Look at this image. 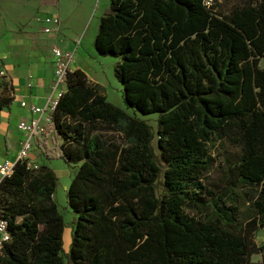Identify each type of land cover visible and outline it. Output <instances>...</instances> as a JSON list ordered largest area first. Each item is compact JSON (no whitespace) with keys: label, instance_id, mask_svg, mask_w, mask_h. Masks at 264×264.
<instances>
[{"label":"trees","instance_id":"obj_1","mask_svg":"<svg viewBox=\"0 0 264 264\" xmlns=\"http://www.w3.org/2000/svg\"><path fill=\"white\" fill-rule=\"evenodd\" d=\"M206 1H111L96 52L120 60L127 105L159 114L157 132L72 72L51 115L54 147L43 150L77 168L71 251L57 173L19 163L0 185V220L11 235L0 264H264L255 242L264 230V0L227 10ZM5 90L0 110L13 100ZM217 143L236 152L228 153V185L215 194L205 179ZM238 198L251 221L241 219Z\"/></svg>","mask_w":264,"mask_h":264},{"label":"crops","instance_id":"obj_2","mask_svg":"<svg viewBox=\"0 0 264 264\" xmlns=\"http://www.w3.org/2000/svg\"><path fill=\"white\" fill-rule=\"evenodd\" d=\"M109 1L90 36V39L94 37V45L101 19L109 13L112 0ZM95 6L96 0H0V67L8 73V78L0 81V92L2 97H9L5 90L7 84L13 97L9 107L0 110V164L17 159L24 139L19 130L20 123L39 117L32 107H45L52 97L55 48L74 54L72 72L81 70L91 82L105 88L96 65L86 62L80 53L93 21L82 41L77 43L91 21ZM53 16L60 18L59 26L46 23V19ZM45 28L53 31L47 34ZM92 59L95 62L96 57L92 56ZM105 95L110 100L106 90ZM23 103L27 105L23 106ZM51 143L48 141L45 145L53 148ZM45 145L41 151L33 153L40 166L44 164ZM63 175L69 176L70 173L64 171Z\"/></svg>","mask_w":264,"mask_h":264},{"label":"rangeland","instance_id":"obj_3","mask_svg":"<svg viewBox=\"0 0 264 264\" xmlns=\"http://www.w3.org/2000/svg\"><path fill=\"white\" fill-rule=\"evenodd\" d=\"M242 1L243 0H220V3L222 4V8L227 10V9H231L233 6H235L236 4ZM108 4H110L109 0H96V6L91 15V21L81 32L77 40V43H80L82 41L84 34L86 33L90 24L93 21L91 28L88 30L87 36L83 41V47L80 49V53H82L81 56L89 64L96 65V69L98 70L100 76L99 78H101V80L103 81L104 86L106 88L104 89L106 90L108 97L110 99L109 101L113 103L115 106L120 107L123 110L127 111L130 115L146 121L149 125L153 127L154 131L157 132L158 120L160 118V115L154 114L150 116H144L127 105L124 99L123 86L116 77V68L120 60L114 57L98 56V54H96L97 52L94 45V37L90 39V36L94 31V27L98 22L101 13ZM109 6H110L109 12H111V5ZM92 56L96 57L95 60L96 63L93 61ZM262 67H264V61L262 62ZM13 129H16V127H14ZM51 141L53 143V144L51 143L52 146H54V139L52 138ZM154 144L157 145V139L155 140ZM232 152H236V150H234L228 144L219 145V143H217L216 147L212 149V157L215 161V164L212 170L210 171V173L207 174L205 183L207 184L210 190L215 192V194L224 191L228 185L230 177L227 168V164H228L227 158H228V153H232ZM45 165L52 167L59 177V185L57 192L55 194V200L58 205L59 211L65 218L66 230L64 235V249L66 253H70L72 237L75 228L76 215L74 214L73 210L70 208L68 204V191L71 186L73 177L77 172V168L74 169L72 167H68L62 160H48L44 158V164L42 166ZM64 171H68L70 175L64 176L63 175ZM230 198H233L234 200L235 196L231 195ZM237 201H239L238 204L240 205V210L242 213L241 219L244 220L245 222L251 221L253 219V211L251 207L247 204H244L243 200L240 198H238ZM255 242L258 247H264V230H260L256 234ZM262 261H263L262 254H255L252 257V262L254 263H261Z\"/></svg>","mask_w":264,"mask_h":264},{"label":"built area","instance_id":"obj_4","mask_svg":"<svg viewBox=\"0 0 264 264\" xmlns=\"http://www.w3.org/2000/svg\"><path fill=\"white\" fill-rule=\"evenodd\" d=\"M213 0H207L208 6L212 5ZM47 24L60 25V18L53 16L46 19ZM51 28H45V33H51ZM56 58L55 62V79L53 85V94L49 99L47 106L32 107L34 114L39 115L30 121H22L19 130L24 135L21 142L18 157L15 161H6L0 164V185L15 173L19 163H26L30 169H38L39 163L33 157L35 151H41L43 145L51 141L54 137L52 130V114L57 110L61 99L68 91L69 76L72 73L71 65L74 61V54L71 52H63L59 48L54 49ZM8 78V73L4 68L0 67V81ZM26 106V103L22 104ZM11 241V235L8 231V222L0 220V251H2L7 243Z\"/></svg>","mask_w":264,"mask_h":264}]
</instances>
